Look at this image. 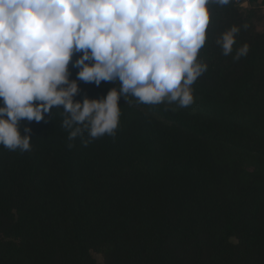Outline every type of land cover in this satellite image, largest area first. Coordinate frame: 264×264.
<instances>
[{
  "label": "trees",
  "instance_id": "16d2710c",
  "mask_svg": "<svg viewBox=\"0 0 264 264\" xmlns=\"http://www.w3.org/2000/svg\"><path fill=\"white\" fill-rule=\"evenodd\" d=\"M240 1L208 5L192 105L120 97L115 136L87 146L62 107L20 121L30 151L0 145V264H264V30ZM233 25L225 56L216 41ZM68 68L74 101L119 91Z\"/></svg>",
  "mask_w": 264,
  "mask_h": 264
},
{
  "label": "clouds",
  "instance_id": "9594fccd",
  "mask_svg": "<svg viewBox=\"0 0 264 264\" xmlns=\"http://www.w3.org/2000/svg\"><path fill=\"white\" fill-rule=\"evenodd\" d=\"M230 0H0V145L30 151L31 129L22 120L40 122L54 107L72 129L69 140L115 136L120 97L140 104L194 103L192 85L207 70L198 61L210 23L209 4ZM247 7V3L243 4ZM247 28L248 25H243ZM239 26L216 43L225 56L233 51ZM249 51L242 45L233 59ZM75 53L80 55L73 61ZM77 79L96 86L116 81L102 99L74 101ZM90 62V63H86ZM76 127H73V126ZM72 147L71 144L68 145Z\"/></svg>",
  "mask_w": 264,
  "mask_h": 264
},
{
  "label": "rangeland",
  "instance_id": "374dc122",
  "mask_svg": "<svg viewBox=\"0 0 264 264\" xmlns=\"http://www.w3.org/2000/svg\"><path fill=\"white\" fill-rule=\"evenodd\" d=\"M257 1L259 0H241L240 6L249 9L251 11V21L255 27V29L259 32L264 30V5H258ZM247 3V7H244L243 4ZM259 3V2H258ZM70 72V71H69ZM71 77L74 78L72 75ZM97 264L102 263V255L100 253H93Z\"/></svg>",
  "mask_w": 264,
  "mask_h": 264
},
{
  "label": "crops",
  "instance_id": "0c3cea01",
  "mask_svg": "<svg viewBox=\"0 0 264 264\" xmlns=\"http://www.w3.org/2000/svg\"><path fill=\"white\" fill-rule=\"evenodd\" d=\"M261 0H259V2H260Z\"/></svg>",
  "mask_w": 264,
  "mask_h": 264
}]
</instances>
